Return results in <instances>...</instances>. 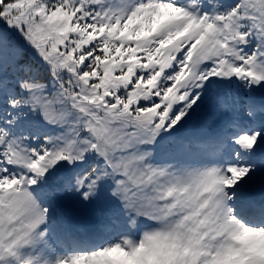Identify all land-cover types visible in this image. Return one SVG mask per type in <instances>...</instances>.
Returning <instances> with one entry per match:
<instances>
[{"label": "snow or ice", "instance_id": "6c2138e0", "mask_svg": "<svg viewBox=\"0 0 264 264\" xmlns=\"http://www.w3.org/2000/svg\"><path fill=\"white\" fill-rule=\"evenodd\" d=\"M0 264H264V0H0Z\"/></svg>", "mask_w": 264, "mask_h": 264}]
</instances>
